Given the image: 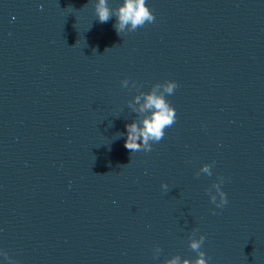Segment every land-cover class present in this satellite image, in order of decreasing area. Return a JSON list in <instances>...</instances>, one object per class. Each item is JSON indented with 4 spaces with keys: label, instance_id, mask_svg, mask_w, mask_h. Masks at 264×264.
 <instances>
[{
    "label": "water",
    "instance_id": "95a60500",
    "mask_svg": "<svg viewBox=\"0 0 264 264\" xmlns=\"http://www.w3.org/2000/svg\"><path fill=\"white\" fill-rule=\"evenodd\" d=\"M95 2L0 0V264H182L201 235L264 264V0H146L121 35ZM165 80L175 123L130 153Z\"/></svg>",
    "mask_w": 264,
    "mask_h": 264
},
{
    "label": "clouds",
    "instance_id": "9594fccd",
    "mask_svg": "<svg viewBox=\"0 0 264 264\" xmlns=\"http://www.w3.org/2000/svg\"><path fill=\"white\" fill-rule=\"evenodd\" d=\"M94 11L100 23H107L112 17H115L116 22L113 28L118 35L126 31L134 32L146 24L153 23L155 20L153 12L146 5V0H122L115 9L108 6L107 0H96ZM120 83L122 87L129 86L127 79L121 80ZM177 87L178 85L175 81L165 80L162 83L153 84L151 90L141 94L144 102L138 110L139 112H147L148 115H145L141 120V126H138L135 121L125 124L124 147L130 153L141 150L145 152L151 151L152 144L163 139L165 129L175 123V109L166 100L165 95L173 94ZM134 99L139 104L141 96H137ZM201 171L211 175L208 165H205ZM220 180L223 183L224 177H220ZM161 188L167 189V185L161 184ZM210 201L217 208H221L227 203L226 194L223 191H219V202H217L216 197H212ZM204 240L205 237L201 235L199 240L190 241V248L197 253L196 259H185L182 264H208L205 253L201 250ZM165 264H178V257L174 256L167 260Z\"/></svg>",
    "mask_w": 264,
    "mask_h": 264
}]
</instances>
